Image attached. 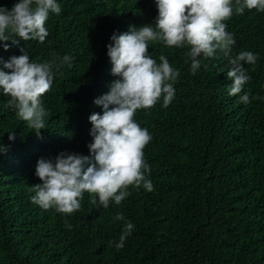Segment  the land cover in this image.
Wrapping results in <instances>:
<instances>
[{"label":"trees","instance_id":"16d2710c","mask_svg":"<svg viewBox=\"0 0 264 264\" xmlns=\"http://www.w3.org/2000/svg\"><path fill=\"white\" fill-rule=\"evenodd\" d=\"M18 2L0 0V7L11 10ZM57 3L61 12L49 13L44 43L8 41L6 50L0 41V71H9L4 63L21 49L33 62L59 58L60 66L40 98L48 115L39 136L6 106L10 97L0 88V264H264V12L245 9L225 22L236 40L231 55L258 56L255 65L245 64L248 104L229 94L231 65L220 49L201 55L193 75L190 46L149 42L157 64L164 55L180 72L168 107L162 96L134 117L152 137L143 151L154 190L130 186L131 194L107 209L91 204L85 192L81 209L66 215L32 203V186L42 183L37 162L60 153L91 156L89 117L103 115L94 101L118 79L108 56L111 37L152 25L158 7L156 0ZM65 55L73 58L71 68ZM118 213L124 221L114 219ZM127 222L134 229L117 250Z\"/></svg>","mask_w":264,"mask_h":264},{"label":"clouds","instance_id":"9594fccd","mask_svg":"<svg viewBox=\"0 0 264 264\" xmlns=\"http://www.w3.org/2000/svg\"><path fill=\"white\" fill-rule=\"evenodd\" d=\"M156 5L158 16L152 25L130 26L128 32L114 34L107 46L112 75L118 79L112 82L107 94L94 101L103 108V115L93 113L89 117L93 125L90 133L93 142L88 145L91 156L60 153L55 158L39 159L36 176L42 183L32 186L33 204L71 215L81 209L85 192L91 194V204L99 202L107 209L109 201L119 205L125 200L131 194L130 186L135 189L143 186L148 192L154 190L145 175L151 170L143 151L152 137L134 117L137 110L154 107L162 96L163 106L168 107L175 96L173 85L180 72L173 69L164 55L157 64L149 54V42H163L169 48L190 46L187 55L193 75L201 67V55L213 57L220 49L231 65L227 72L232 81L229 94L239 96L244 104L250 102V91L244 92L251 79L245 64L255 65L258 56L243 50L231 55L236 40L226 30L225 22L234 12L243 15L245 9L264 12V0H235V5L233 0H156ZM50 12L60 14L57 0H19L11 10L0 7V41L6 42L5 49L8 41L16 45L20 40L44 43L49 35L45 24ZM21 52L22 55L12 56L4 63L9 71H0V88L3 95L10 97L6 106L16 110L18 118L39 136L48 115L40 98L52 88V69L55 66L59 71V58L33 62L27 51L21 49ZM62 59L72 67V57L65 55ZM204 67L207 69V65ZM15 138V133H9L10 141ZM114 219L124 221L125 217L118 213ZM65 226L72 227L68 221ZM133 229L131 222L125 224L115 245L117 250L123 249Z\"/></svg>","mask_w":264,"mask_h":264}]
</instances>
